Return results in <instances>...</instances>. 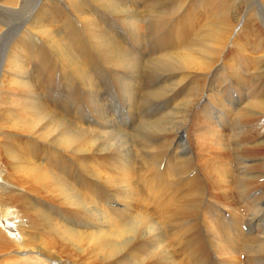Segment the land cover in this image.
<instances>
[{"label":"rangeland","instance_id":"1","mask_svg":"<svg viewBox=\"0 0 264 264\" xmlns=\"http://www.w3.org/2000/svg\"><path fill=\"white\" fill-rule=\"evenodd\" d=\"M125 1L40 0L74 66L43 60L55 52L39 44L44 36L31 37L28 49L21 39L11 44L22 62L16 68L29 70L13 73L6 60L0 77V264H252L256 254L237 252L230 241L264 235V0ZM8 21L0 12V28ZM35 21L32 32L46 29ZM153 21L158 27L150 30ZM123 22L143 46L140 62L158 63L161 53L186 46L190 68L169 59V78L122 80L140 99L164 87L175 93L153 103L120 94L114 79L121 70H107L98 58L111 62L115 50L135 51L139 44ZM28 73L35 89L20 91ZM31 94L38 97L33 107ZM206 96L208 116L199 105ZM96 98L103 111L93 113ZM110 121L126 135L131 159L123 166L99 153L107 151L101 122ZM156 121L162 132L136 137L140 125ZM83 204L97 216H84ZM251 220L261 222L260 231L249 229ZM133 222L134 240L119 246L112 235ZM257 255L264 258V245Z\"/></svg>","mask_w":264,"mask_h":264},{"label":"bare ground","instance_id":"2","mask_svg":"<svg viewBox=\"0 0 264 264\" xmlns=\"http://www.w3.org/2000/svg\"><path fill=\"white\" fill-rule=\"evenodd\" d=\"M152 1H155V0H152ZM250 1H252V5L254 4V6L257 3L255 0H250ZM125 2H127L126 4L133 2L134 7H140L142 4V0H126ZM28 5L30 6V9H29V11H26V8L28 7ZM40 6H41L40 0H21L19 8H17L16 5L13 4V0H9L7 3H0V12L3 14V16L6 19L9 20L8 24H6V25L3 24L2 28H0V53L3 54V55H0V77H1L2 66H3V64H5L6 60H7V62L9 61L8 64L14 68L13 73L17 72V71L26 72V73L28 72L27 70H29V69H27L26 64L20 68H16L17 65L22 64V62L20 61L21 59H20V56L18 55L20 53H18L16 51L18 54H13L14 52H12L13 47L11 46V44L13 45V44H15L17 39H21L22 42L19 45H26L27 49L31 48L33 45L31 44L32 42L30 41V38L35 37L38 39L37 35L44 36V39L39 38V39H41V41L39 42L40 45L43 44V47H45L48 51H51V49H55V52H52L51 57H46L45 55H42L43 60L47 59V62H49L48 58H51V59H57L58 58V60H60V61L70 62L72 66L75 65V63H76L75 56H72L67 51H64L66 49V47L62 46V48L64 50H62L60 48V46L58 44V38H59L58 32H55L52 29H50V26L48 25L49 23L52 24V23H57V22H55L54 20H50L49 15L47 14L48 10L44 9L46 11V14H42L41 10H40ZM108 10H110L111 11L110 13H112V15H113V10L111 8H108ZM136 12L137 11H134L131 14H136ZM261 12H262V10H261ZM261 14H262V16H264L263 13H261ZM34 16L39 17L42 20L43 24L46 25L45 26L46 29L44 31H41L40 33L32 32L34 25L36 24V21L34 23ZM37 19L38 18H36V20ZM90 21L92 23L93 20H90ZM70 22H71V19L66 18V21L64 23H70ZM76 22L80 23V21H78V20H76ZM116 22H118L120 24V22L118 20H116ZM153 23L155 24L154 28H152V26H151L152 22H150L148 24V28L150 30H154L158 27L157 22L153 21ZM36 25H38V24H36ZM122 26L128 30V34L133 39L134 43H138L139 45H137V47L135 48V51L133 53H130L125 47H124V49H119V50L113 51L114 55L112 57L111 62H107L104 59L98 58L99 61L107 68V70L110 69L109 67H111V70L113 72H115V71L117 72L118 70H121L122 74L120 76H122V78L119 76L118 77L116 76L114 81L117 83L118 88L121 91L120 94L123 95L126 99H128L129 103H137L140 100L153 103V102H157L158 100H161V98L162 99L167 98L166 96H168V94H169V93L167 94V92L168 91L172 92L174 90L176 91V89H169V88L164 87V88H161V89L156 90V91L151 90V92L144 94L145 95L144 99H140L139 98L140 93H139L137 87H135V85H131L130 83L128 84V82H126L127 83L126 84L122 80H124L127 77H129L130 79L133 78V79L137 80L143 76L146 79H151V78H153V76L161 77V78L168 77V76L170 77L172 74H169V73L173 72L175 67L170 62L169 59L174 60L177 65H181L184 68H190L193 64V57L187 51L186 46H184L182 49H180L178 47L179 50H176L175 53H165V54L161 53L158 63H156V62H140L139 61V55H141V58H143V56H142L143 46L141 45V42L136 41V38H135L136 32L131 31L133 28L131 24H127V23L123 22ZM62 28H63V31H65V28L64 27H62ZM87 32H88V29L84 31L83 35H85ZM99 33L101 34V36L103 38L105 32L99 31ZM17 34H18V37H16ZM140 35L142 36V33ZM113 36L116 39L117 38L120 39V36L114 32H113ZM157 37H159V36H157ZM77 39H79V38H77ZM95 39H97V37H95ZM85 40H86V41H84L85 45H89L90 40L89 39H85ZM103 41L108 43L106 40H104V38H103ZM179 42L180 41H178L177 45H179ZM74 44H76V42H74ZM119 44L121 45L120 42H119ZM181 45H184V43H182ZM82 46H84V45H82ZM134 46H132V47H134ZM174 46H176V45H174ZM111 48L114 50L115 46H111ZM58 49H60V50H58ZM83 49L85 51H87V47H85ZM10 50H11V53H9ZM164 51L162 50V52H164ZM7 53H9V55H6ZM161 59H163V60L161 61ZM159 63H162V65ZM88 65L89 66L91 65V61L88 62ZM75 76L82 78V79L85 78V74H83V73H80L79 75H75ZM31 77H32V75H30L28 73L26 77H20L19 78L20 81L22 82L21 86H20V91H23L24 89H25V91L28 90L26 87H29V86L31 87V90L35 89L34 83H32L33 81H31ZM32 80H33V78H32ZM96 87L97 86L92 85V89L96 90ZM60 89H62V88L60 87ZM98 89H99V87H98ZM151 89H153V88H151ZM175 91H174V93H175ZM48 93L52 94L53 92H48ZM91 95H92V93H91ZM91 95H90V97H92ZM74 97H76V96H74ZM207 97L208 96H206L205 100L203 101V102H205V105H201V104H199V105L203 107L202 110L204 111L205 115L208 116V111L206 108V106L208 105L206 103ZM70 98L73 99V97H70ZM30 99L31 100L29 102L31 103V105L29 107L35 106L37 101H38V97H36V95H34V94H31ZM80 100H82L81 96H80ZM98 101L99 100L97 98L94 100L95 111L93 113H96L97 111H103V109H101L102 105H100L98 103ZM167 103L168 102H166V104ZM128 108H129V106H128ZM190 108H178L177 107V109H180V110H185V109H190ZM109 112L111 113V111H109ZM113 114H115V113H113ZM133 114L137 115L138 113H136L134 111ZM96 117H98V116H96ZM98 119H99V117H98ZM101 124L104 126V130L106 129L105 130L106 134L104 133L103 135H101V138L105 139V144L107 145V149H106L107 151L106 152L101 151L99 153L112 156V158H114L112 161L116 165L118 164V165L123 166L124 164L129 163V161L131 159V158H129L130 152L127 149L128 146L123 142L125 140L126 135L123 132V130L120 129L121 127L118 125H114L113 121L101 122ZM106 127H109L110 130L107 131ZM162 128H163V123L158 122V121L153 122V123L143 124L137 128L135 135L138 139L148 138L153 133L162 132ZM100 129H103V127L99 126V130ZM181 135L182 134H181V131L179 129L177 131L173 132V136L175 137V139L177 138V140L179 142L178 147L180 145V141L182 140V139H180ZM263 136H264V134H263ZM71 141H73V140L69 138L65 141V143L67 144V143H70ZM262 146H264V142L262 143ZM178 151H180V150H178ZM124 167H126V166H124ZM191 180L192 179H190L189 181H191ZM195 185H197V184H195ZM120 192L124 193V190L120 189ZM152 194L154 196L157 195V193L155 191H153ZM126 199H127V197H124L123 201H127ZM83 209H84V211H83L84 216H90L92 218L97 216L92 212H98V210L95 209L93 206H90V204H83ZM125 211L126 210L123 209V212L122 213L120 212V214L123 215V213H125ZM255 216H258L257 213L254 214L252 220L254 218H256ZM252 220L250 222H252ZM260 221H262V220H260ZM78 223H79V226H86L89 222L79 221ZM147 225H143V227L141 228V231H144L146 229ZM253 226L255 227V229H253L254 231H257V230L260 231V229L262 227L261 222L258 223V221L256 222L255 225L253 222L250 223L248 227L251 230L253 228ZM137 228H138L137 222H133L131 224H128L126 226V228H124L118 234V237L113 234L112 239L117 241V242H119V239H120L121 243H120V245L119 244L118 245L119 246L124 245V244L134 240L135 235H132V234H134V232L137 230ZM247 237L248 236H246L245 234L241 235V233H240V236L234 237V239L230 242L237 245V246H234L235 250L237 252L239 250H243L250 256L256 254V256H254L256 260L254 262H252V264H264V258L257 255L258 253L263 252L264 235L257 236V238H256L257 240H252V241L249 240L250 241L249 243L244 244L245 242H242V241L243 240L246 241L245 239ZM251 238H253V237H251ZM228 244H229V242H228ZM233 252L234 251L231 250V253H233ZM108 259H111V258H107V260Z\"/></svg>","mask_w":264,"mask_h":264}]
</instances>
